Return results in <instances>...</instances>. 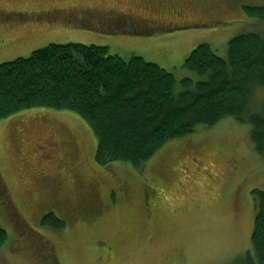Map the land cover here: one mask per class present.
Here are the masks:
<instances>
[{
  "label": "rangeland",
  "instance_id": "1",
  "mask_svg": "<svg viewBox=\"0 0 264 264\" xmlns=\"http://www.w3.org/2000/svg\"><path fill=\"white\" fill-rule=\"evenodd\" d=\"M263 3L0 0L8 10L77 8L76 21L19 22L2 31L10 43L0 39V64L51 43L102 45L125 60L137 55L158 64L180 90L181 80L194 76L183 68L187 54L207 43L225 58L228 41L258 25L243 6ZM94 7L143 23L112 21ZM198 129L169 141L154 163L152 157L137 170L97 164V139L74 112L37 107L0 119V187L10 201L0 200V264H229L243 255L251 249V190H264V163L248 126L227 118ZM49 211L65 220L63 230L41 224Z\"/></svg>",
  "mask_w": 264,
  "mask_h": 264
},
{
  "label": "trees",
  "instance_id": "2",
  "mask_svg": "<svg viewBox=\"0 0 264 264\" xmlns=\"http://www.w3.org/2000/svg\"><path fill=\"white\" fill-rule=\"evenodd\" d=\"M243 10L257 27L232 37L225 58L207 43L192 49L183 68L194 76L184 77L180 90L174 75L158 64L137 55L125 60L102 45L51 43L2 62L0 119L37 107L74 112L97 139V164L121 162L139 170L152 157L154 163L169 141L231 118L249 127L264 163V3ZM251 196V249L229 264H264V190L253 188ZM40 222L56 232L66 227L52 211ZM5 239L0 227V247Z\"/></svg>",
  "mask_w": 264,
  "mask_h": 264
},
{
  "label": "flooded vegetation",
  "instance_id": "3",
  "mask_svg": "<svg viewBox=\"0 0 264 264\" xmlns=\"http://www.w3.org/2000/svg\"><path fill=\"white\" fill-rule=\"evenodd\" d=\"M60 8V7H58ZM51 10H54L52 12ZM76 9H66V12L56 13V6H53L51 8H38L33 10H23V9H0V39H1V46L8 45L10 41L4 34H2V31L13 28L17 23L19 22H27L30 21L36 25L39 26H46V27H53L55 24L54 21H60L61 19L68 20V21H76V14L74 11ZM94 10V11H93ZM93 10L91 9V12H104L100 14H105L106 17L110 18L112 21L115 20H121V19H131L133 22H135V25H138L139 23H143V19L132 16L129 14L121 13V11L115 10V9H107L106 7H94ZM61 11V10H60ZM127 16V18H125ZM150 18V17H149ZM149 20V19H148ZM33 130L35 133H39L42 131V128L40 126L35 127ZM1 188L4 192L5 188L3 187V184L1 183ZM6 201H9L6 197L5 200H3V203L5 205ZM10 202V201H9ZM9 210V209H8Z\"/></svg>",
  "mask_w": 264,
  "mask_h": 264
}]
</instances>
